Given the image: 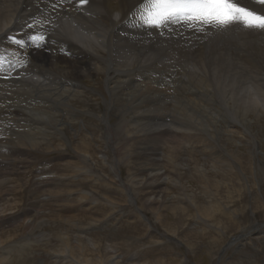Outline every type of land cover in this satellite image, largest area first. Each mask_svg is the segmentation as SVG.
<instances>
[{
    "label": "rangeland",
    "instance_id": "374dc122",
    "mask_svg": "<svg viewBox=\"0 0 264 264\" xmlns=\"http://www.w3.org/2000/svg\"><path fill=\"white\" fill-rule=\"evenodd\" d=\"M103 76L84 81L59 140L18 153L7 135L22 157L0 155V264H264V111L241 108L264 104L262 82L228 96L236 123L186 110L160 136L109 113Z\"/></svg>",
    "mask_w": 264,
    "mask_h": 264
},
{
    "label": "bare ground",
    "instance_id": "6f19581e",
    "mask_svg": "<svg viewBox=\"0 0 264 264\" xmlns=\"http://www.w3.org/2000/svg\"><path fill=\"white\" fill-rule=\"evenodd\" d=\"M135 3L90 0L80 6L78 0H0V147H8L3 143L11 126L16 131L10 144L18 153L48 142L56 133L64 134L70 125L64 117L75 115L71 101L87 92L84 81H93L99 74L104 75L113 102L109 113L129 114V122L146 123L160 136L170 132L171 125L187 124L189 119L180 113L186 110L208 112L216 122L221 108L224 118L237 122L233 113L241 102L231 104L228 96L251 93V80L264 85V31L240 24L199 33L181 24L151 28L141 20ZM32 35L45 36L41 47L29 40ZM11 36L23 39L24 47L12 43ZM247 103L243 110L264 111V104ZM98 119L110 125L108 115ZM157 163L147 167L148 177L160 174ZM6 165L0 158V176ZM3 187L0 183V195Z\"/></svg>",
    "mask_w": 264,
    "mask_h": 264
},
{
    "label": "snow or ice",
    "instance_id": "6c2138e0",
    "mask_svg": "<svg viewBox=\"0 0 264 264\" xmlns=\"http://www.w3.org/2000/svg\"><path fill=\"white\" fill-rule=\"evenodd\" d=\"M80 6L90 0H78ZM143 23L151 28L181 24L190 30L206 32L209 29L223 30L240 24L245 29L264 31V0H136L134 5ZM29 28L33 25H29ZM34 45L41 47L43 35L28 37ZM12 43L24 47L25 41L14 36ZM3 57H0V61ZM3 64L0 62V67Z\"/></svg>",
    "mask_w": 264,
    "mask_h": 264
}]
</instances>
